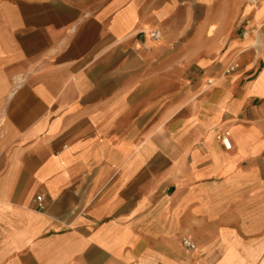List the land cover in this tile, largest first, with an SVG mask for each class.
I'll return each mask as SVG.
<instances>
[{"label":"crops","instance_id":"obj_1","mask_svg":"<svg viewBox=\"0 0 264 264\" xmlns=\"http://www.w3.org/2000/svg\"><path fill=\"white\" fill-rule=\"evenodd\" d=\"M0 264H264V0H0Z\"/></svg>","mask_w":264,"mask_h":264},{"label":"built area","instance_id":"obj_2","mask_svg":"<svg viewBox=\"0 0 264 264\" xmlns=\"http://www.w3.org/2000/svg\"><path fill=\"white\" fill-rule=\"evenodd\" d=\"M259 1H261V0H255V2H259ZM150 37L153 39H157L159 37V33L158 32H152V33H150ZM208 83H210V81H208ZM221 142H222L225 149L230 150L231 144H230V141L227 137H222ZM36 201L38 202L39 209H42L41 197L40 196L36 197ZM182 244L187 249H194V245L189 240H183Z\"/></svg>","mask_w":264,"mask_h":264},{"label":"bare ground","instance_id":"obj_3","mask_svg":"<svg viewBox=\"0 0 264 264\" xmlns=\"http://www.w3.org/2000/svg\"><path fill=\"white\" fill-rule=\"evenodd\" d=\"M160 34V33H159Z\"/></svg>","mask_w":264,"mask_h":264}]
</instances>
